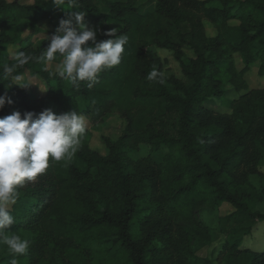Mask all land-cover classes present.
<instances>
[{"label":"trees","instance_id":"obj_1","mask_svg":"<svg viewBox=\"0 0 264 264\" xmlns=\"http://www.w3.org/2000/svg\"><path fill=\"white\" fill-rule=\"evenodd\" d=\"M154 1L147 12L137 0H78L70 9L86 12L98 41L110 38L105 33L112 25L129 37L121 63L100 73L92 88L81 82L77 89L34 60L16 71L39 76L44 95L0 79V96L13 101L0 117L50 108L77 110L96 127L114 114L124 121L118 139L101 135L105 152L92 146L87 127L71 160H50L44 173L18 188L9 206L16 222L6 229L30 242L18 264H211L197 254L213 235L197 217L223 203L235 208L221 218L224 264L245 254L247 264L264 260V248H240L264 219L258 208L264 174L257 167L264 160V87H250L247 78L257 65L264 77V0ZM214 1L221 6L208 5ZM48 6L49 0H0V77L3 66L14 63L5 60V46L18 37L7 31L36 30L35 23L51 19ZM48 43L36 48L21 41L20 51L38 56ZM149 45L172 51L182 75H166L163 60L148 55ZM153 70L158 76L149 80ZM226 85L237 93L226 102L231 113L207 107L210 99L225 97ZM164 146L161 161L154 160ZM253 175L261 176L260 189ZM10 259L0 245V264Z\"/></svg>","mask_w":264,"mask_h":264},{"label":"clouds","instance_id":"obj_2","mask_svg":"<svg viewBox=\"0 0 264 264\" xmlns=\"http://www.w3.org/2000/svg\"><path fill=\"white\" fill-rule=\"evenodd\" d=\"M51 2L66 12L79 7L78 0ZM85 16L86 12H69L68 18L59 21L56 33L49 37L48 45L38 56L27 55L24 51L10 53L14 63L3 66L0 79L7 80L9 87H27L33 83L17 73V68L34 60L44 63L47 70L48 62L59 55L62 59L53 74L77 89L81 82H87V87L92 88L100 73L121 63L129 37L117 35L115 29H111L105 33L109 39L98 41L97 28L89 26ZM157 76V71L153 70L148 79ZM6 102L13 103L10 98L0 96V109ZM86 128V119L77 110L57 114L49 108L39 115L32 111L23 114L15 111L0 117V245L7 247L10 264H18L17 258L25 255L30 247L29 240L16 232L6 231L16 222L9 205L18 198V188L44 173L50 160L56 163L71 160Z\"/></svg>","mask_w":264,"mask_h":264},{"label":"rangeland","instance_id":"obj_3","mask_svg":"<svg viewBox=\"0 0 264 264\" xmlns=\"http://www.w3.org/2000/svg\"><path fill=\"white\" fill-rule=\"evenodd\" d=\"M13 1V0H8ZM24 3H33L34 0H20ZM209 6L220 7L221 4L217 1L211 2ZM137 6L140 12L153 11L156 6L154 0H137ZM51 19H44L38 23L34 24L36 30H32L30 27L26 26L25 28H15L10 29L7 32L11 35L15 31L18 32V37L14 40L13 43H9L5 46V60H12L10 53H15L20 51L21 41L26 42V44H32L34 47L38 48L44 39H49L53 34L56 33L55 24H59V21L64 18H68L69 12H66L63 8L56 6L54 3L49 0V6L47 8ZM206 28L210 35L216 33L214 27L206 22ZM112 29L114 26L112 25ZM148 55L151 58L159 57L163 60L165 64V73L170 76L171 74H181V69L178 62L175 60L172 51L164 48L157 47L156 45H149L146 48ZM187 53L191 55V51L187 50ZM62 57L57 55L54 61L48 62L47 67L54 73L56 65L60 62ZM237 65L239 68L242 67L243 63L239 55L236 56ZM27 81H30L33 84L28 85L26 88L34 96H42L45 93L46 86L45 82L37 75L31 74L29 71H26L23 74ZM247 78L250 81V87H264V77L258 75V65L252 67L251 71L248 73ZM226 95L224 98L210 99L205 105L209 108H213L216 111L221 113H231V109L228 108L226 102L230 98L237 97V93L231 85H226ZM87 127L93 130V137L91 139L92 146H97L103 149L105 152L104 142L101 139V135H107L115 140L121 135V130L124 126V121L116 114L112 115L104 123L99 124L97 127L91 125V123L86 119ZM141 147L144 148L142 145ZM166 146L163 149L155 152L153 154L154 160L160 162L163 155L167 152ZM261 174H264V160L257 165ZM252 183L260 189L262 184V179L260 175H253L251 177ZM11 205V204H10ZM9 205V206H10ZM258 208L264 212V203H260ZM235 211V208L229 203H223L217 207H207L200 212V215L197 217L199 223L204 227L209 229L212 232V239L209 243H206L197 251L200 258H207L211 264H224L225 255L228 253V248L226 245L227 233L224 232L221 225V218L225 215H228ZM242 250H261L264 248V219H258L254 226L252 227L249 234L243 236L241 247ZM228 255V254H227ZM248 254H245L241 257L240 262H235V264H247L245 263V258ZM201 262V261H200ZM193 263V264H198ZM257 264H264V260Z\"/></svg>","mask_w":264,"mask_h":264}]
</instances>
